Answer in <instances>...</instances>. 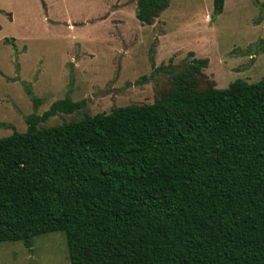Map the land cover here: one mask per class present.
<instances>
[{"label":"trees","instance_id":"16d2710c","mask_svg":"<svg viewBox=\"0 0 264 264\" xmlns=\"http://www.w3.org/2000/svg\"><path fill=\"white\" fill-rule=\"evenodd\" d=\"M171 1L137 0V18ZM208 66L154 68L171 78L153 103L40 127L86 107L69 91L0 138V242L33 253L65 231L70 264H264V78L218 88Z\"/></svg>","mask_w":264,"mask_h":264},{"label":"rangeland","instance_id":"374dc122","mask_svg":"<svg viewBox=\"0 0 264 264\" xmlns=\"http://www.w3.org/2000/svg\"><path fill=\"white\" fill-rule=\"evenodd\" d=\"M136 10L137 0H0V138L26 132L27 116L69 91L86 107L40 127L153 103L171 78L154 68L181 70L193 57L208 59L218 88L264 78V0H225L217 16L214 0H172L148 26ZM29 90L42 100L37 109ZM0 264H70L66 233L35 237L33 253L22 241L0 242Z\"/></svg>","mask_w":264,"mask_h":264},{"label":"crops","instance_id":"0c3cea01","mask_svg":"<svg viewBox=\"0 0 264 264\" xmlns=\"http://www.w3.org/2000/svg\"><path fill=\"white\" fill-rule=\"evenodd\" d=\"M136 11H137V10H136ZM162 14H163V12H162ZM139 21H140V20H139ZM140 23L143 24L141 21H140ZM144 25L148 26L147 24H144Z\"/></svg>","mask_w":264,"mask_h":264}]
</instances>
